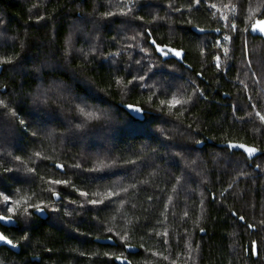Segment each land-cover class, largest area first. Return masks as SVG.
<instances>
[{"label": "trees", "instance_id": "obj_1", "mask_svg": "<svg viewBox=\"0 0 264 264\" xmlns=\"http://www.w3.org/2000/svg\"><path fill=\"white\" fill-rule=\"evenodd\" d=\"M261 2L206 0L189 8V0H0V60H12L0 63V101L7 104L0 106V191L13 199L18 190L36 193L33 203L58 209L0 224L19 246L0 247L3 264H264V123L255 115H264V39L243 31L249 8ZM229 3L240 17L236 32L221 18L232 16L221 7ZM109 11L114 15L105 16ZM261 13L264 7L254 18ZM152 39L182 50V61L155 52ZM129 71L153 86L151 101L149 88L128 85ZM173 94L192 100L161 110L159 101ZM85 104L98 119L85 120L77 108ZM128 104L145 109L142 121ZM224 142L259 151L248 158L219 146ZM99 161L112 166L90 171ZM52 179L69 180L87 199H103L111 186L127 191L90 205L73 187L47 183ZM53 187L59 200L42 191ZM126 243L137 251L128 253Z\"/></svg>", "mask_w": 264, "mask_h": 264}, {"label": "snow or ice", "instance_id": "obj_2", "mask_svg": "<svg viewBox=\"0 0 264 264\" xmlns=\"http://www.w3.org/2000/svg\"><path fill=\"white\" fill-rule=\"evenodd\" d=\"M202 2H206V0H189V8L193 7V5H199ZM242 3V0H241ZM209 8L212 9H216L217 8V4L216 3H211L208 5ZM222 8H228L230 12H232V16H222L221 18L225 21H229L231 20V23H227L225 25V27L230 30L231 32H236L237 29V24L235 23V19L240 18L236 15L235 12V8L236 5L229 3V4H224L221 5ZM264 7V0H262V2L260 4H258L255 8L250 7L247 17H246V27L244 28V32H248L251 31L252 33H259L264 35V19H257L254 18V14L256 12L260 11V8ZM175 11L179 12L180 9L179 8H175ZM129 12H131V8H128L127 10L125 9H120V14L121 15H127ZM105 16H112L114 15L113 12H106L104 13ZM261 15H264V13H261ZM38 20H42L44 19V17H37ZM200 32H205L206 30L203 28H198L197 29ZM215 31L219 32L220 29L217 28L215 29ZM138 35H144V33H139ZM148 35H150V33H148ZM133 39H135V37H133ZM222 39L224 41H231L232 37L230 35H224L222 37ZM151 45L154 46V51L157 53H160L164 56H168L169 54H173L176 57H181L182 55V50L178 51L176 49H172V48H167V50H165V47H162L161 45L156 43L155 39L151 40ZM217 47H220L225 53H227L229 50L227 48H223V45L221 44L220 40H217L215 42V45ZM245 54L247 53V41H245ZM142 51L147 52V49H142ZM214 61L216 63V68L219 69L221 67L220 65V56L219 54H217L216 56H214ZM0 63H12L11 59H7V60H0ZM136 63L139 65L141 62L140 61H136ZM149 71H151V68H149ZM129 75H132L131 71H129L128 73ZM147 75V73L145 74ZM197 75L199 76L200 73H197ZM145 80V76L144 75H132V79L129 80L127 83L128 85H134V82H139L140 83V87H147L149 88V91L151 92V95L149 96L148 100L151 101L152 98L156 95V93L154 91H152L153 86L150 85H146L145 83H143ZM117 83H119V81H117ZM240 83H244L243 81H240ZM246 87V85H245ZM198 91V89L194 88V92ZM250 99V98H249ZM192 97L188 96L186 99H181L178 98L176 94H173L171 96V98L167 99V100H160L159 101V108L162 110L164 107H167L168 109H172L175 110L178 107H183L185 104L191 102ZM0 106L2 107H7V104L4 101H0ZM88 106L85 104L84 107H80L79 105L77 106L78 111L81 113L82 116L85 117V120H92V119H98L99 117L97 116V112L96 111H86L85 109ZM128 109L129 115L133 116L136 120L142 121L144 119V112L145 109H143L142 107H140L139 105H133V104H128L125 106ZM253 108H255V105H252ZM11 114L13 116L16 115L14 110H10ZM182 115V114H181ZM256 117L259 118L261 123H264V115H262L259 111H257L255 113ZM19 123L21 125L25 124V121L20 120ZM36 133H33V136H35ZM197 143H199V141H197ZM228 148H241L244 150L245 153H247L248 157H253V155L255 153H257L259 150L256 147L253 146H247L245 144H233L232 142H229L227 144ZM36 157H41V153L40 152H36L35 153ZM16 160H20V157H16ZM44 159H47V157H45ZM112 165H107L104 164L103 161H99L98 165L95 166L94 168L90 169V171H100L104 168H108L111 167ZM65 166L63 164L60 163H56L55 164V168L56 169H63ZM74 167L79 168L80 165L77 164ZM257 167H259V165H257ZM5 171H12V169H5ZM26 172H30V173H35V169L34 168H26L25 169ZM241 175H243V173H241ZM47 183H49L52 186H56V185H65V186H71L73 187L74 191L78 192L79 195L81 197H85L86 198V203L90 204V205H100L103 204L105 201L108 202H112V199L114 197H118L120 192H126L127 188L124 187H120L119 191H117L115 189V186H111L106 188L105 192L103 193V199L100 198H92V199H87L90 195L89 192L87 191H81L79 188H76L74 185H70V181L69 180H65V179H52L49 180ZM131 187H135V185H130ZM231 187V185L229 186ZM42 191H47L51 197L55 198L56 200L60 199V195L57 191H55L54 187L53 188H48V189H44ZM16 198L13 199L12 195H8L5 194L4 191H0V204L3 205L4 208H6L7 211V215H0V221L6 222V223H14V217L19 216V217H23L25 218V222H27L31 215L33 210L35 211V213H44V211L46 209L50 210L51 212L55 213L58 212V209L54 206L49 207L50 202H46L44 200H40L38 202L33 203L32 200L34 198V196L36 195V193H32V195H24L21 196L19 194V190L15 193ZM92 196L96 197L99 196V193H92ZM148 199H152V197H148ZM169 200H171V197H169ZM71 203H75V201H72ZM121 203H123V201H121ZM81 207H83V205H81ZM2 210V209H0ZM233 215H235V213H232ZM66 215H70V213H66ZM185 216L188 215L187 212L184 213ZM244 217L240 216L239 220L240 221H244ZM261 225H264V221H261ZM248 228H253L254 225L253 224H248L247 225ZM109 232H111V229H108ZM201 232L204 231L203 228L200 229ZM157 235H164L167 236L168 233L164 232L163 234L161 233H156ZM127 236V233H125V236L120 237L121 240H123L125 237ZM22 239H26L25 237H22ZM109 240L112 239L111 236L108 237ZM0 241H3L4 243H6L7 245H11L12 247H16L17 245L13 243V241L11 239H9L6 235L0 233ZM168 241L165 240V243H167ZM125 248H131L133 247V245L131 244H125L124 245ZM141 247H143V245H141ZM251 247H252V254L256 255L257 254V242L256 241H252L251 242ZM153 255H156V253H153ZM190 256V254H189ZM116 260L118 261H123L125 258L122 256H116L115 257ZM165 259H167V257H165ZM0 264H3L2 261H0ZM128 264H131V262L129 261ZM172 264H176L175 261L172 262Z\"/></svg>", "mask_w": 264, "mask_h": 264}, {"label": "water", "instance_id": "obj_3", "mask_svg": "<svg viewBox=\"0 0 264 264\" xmlns=\"http://www.w3.org/2000/svg\"><path fill=\"white\" fill-rule=\"evenodd\" d=\"M258 19H264V15L261 17V18H258ZM249 32V34L251 35V36H257V37H260V38H262V39H264V35H262V34H259V33H252L251 31H248ZM178 60L181 62L182 61V55H181V57H179L178 58ZM229 142H224V143H221V144H219V146H221V147H226L227 149H229L230 151H239V152H242L246 157H248V155H247V153H245L244 152V150L243 149H241V148H228L227 147V144H228ZM233 144H244V143H241V142H232ZM245 145H247V144H245ZM247 146H249V145H247ZM257 153H255L254 155H253V157L256 155ZM253 157H248V158H253ZM55 199V198H54ZM56 200V199H55ZM36 215H38V216H40V217H42V218H45V213H42V214H40V213H35ZM0 215H2V214H0ZM0 224L1 225H3V226H11V225H13V223H11V224H9V223H6V222H3V221H0ZM0 233H2L1 231H0ZM3 234V233H2ZM106 242H108V243H111V244H113V241L112 240H109V239H106ZM1 246H5V247H7V248H9L10 250H12V251H14V252H18L19 251V246L17 245L16 247H12L11 245H7L6 243H4L3 241H0V247ZM124 249L128 252V253H134V252H136L137 251V248L135 247V246H133V247H131V248H125L124 247ZM257 255V254H256ZM256 255H253L254 257L256 256Z\"/></svg>", "mask_w": 264, "mask_h": 264}, {"label": "flooded vegetation", "instance_id": "obj_4", "mask_svg": "<svg viewBox=\"0 0 264 264\" xmlns=\"http://www.w3.org/2000/svg\"><path fill=\"white\" fill-rule=\"evenodd\" d=\"M3 234H4V232L2 231V230H0ZM4 235H6V234H4ZM8 237V236H7ZM10 239V238H9Z\"/></svg>", "mask_w": 264, "mask_h": 264}]
</instances>
